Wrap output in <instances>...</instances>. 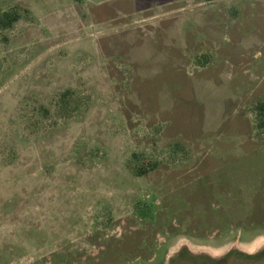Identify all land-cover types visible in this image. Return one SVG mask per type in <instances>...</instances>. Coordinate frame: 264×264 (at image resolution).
I'll list each match as a JSON object with an SVG mask.
<instances>
[{
  "label": "rangeland",
  "instance_id": "1",
  "mask_svg": "<svg viewBox=\"0 0 264 264\" xmlns=\"http://www.w3.org/2000/svg\"><path fill=\"white\" fill-rule=\"evenodd\" d=\"M3 12L0 264H264V0Z\"/></svg>",
  "mask_w": 264,
  "mask_h": 264
},
{
  "label": "trees",
  "instance_id": "2",
  "mask_svg": "<svg viewBox=\"0 0 264 264\" xmlns=\"http://www.w3.org/2000/svg\"><path fill=\"white\" fill-rule=\"evenodd\" d=\"M18 18L17 14L11 13V12H3V14L0 17V27H7L11 25L16 19ZM62 96H65V93L62 94ZM258 108L262 111H264V103L260 102L258 104ZM135 155V154H133ZM151 164L146 165H138L136 166L135 173L137 175H143L150 169H152ZM181 256V257H180ZM236 257L243 260L248 261H255L259 260L261 258H264V247L256 251L255 253H246L237 249H230L221 259H225L226 257ZM179 257V259H188L191 260L192 263H207V264H214L217 263L219 260L215 259L213 257H210L208 255H201V254H192L187 249L181 248L178 250L177 254L169 259V264H171L176 258Z\"/></svg>",
  "mask_w": 264,
  "mask_h": 264
}]
</instances>
